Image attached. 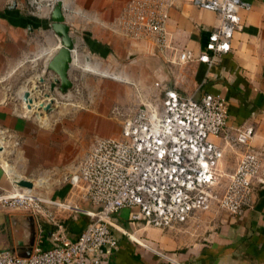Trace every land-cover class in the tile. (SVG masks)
Returning <instances> with one entry per match:
<instances>
[{"label": "crops", "instance_id": "0c3cea01", "mask_svg": "<svg viewBox=\"0 0 264 264\" xmlns=\"http://www.w3.org/2000/svg\"><path fill=\"white\" fill-rule=\"evenodd\" d=\"M57 1L0 0V145L3 147L0 149V194L25 190L17 185V181L28 179L26 174L49 173L43 169L52 167L59 169L63 166L65 173L69 170L74 172L77 168L75 164H67L73 156L68 143L73 141L69 138L73 130L60 129L64 133L60 135L69 139L57 140V133H50L48 137L37 126L36 115H29L32 114L28 111L31 108L21 98L26 89L31 92L35 103L49 100L45 92L52 93L54 99L59 96L57 92L50 91L53 73L44 70L47 59L61 41L53 29L52 10ZM60 1L76 48L70 70L71 80L76 81L74 71L81 70L84 64L86 69L98 72L99 66L108 61L112 67L123 68V75L112 77L130 82L138 77L137 53H148L153 61L144 68L148 73V69H152L159 75L155 85L161 91V95L151 101L158 103L165 89H175L196 100H201L206 93L219 94L225 99L228 111L227 131L216 140L224 149L223 159L231 149L241 150L234 142V136L243 127L254 128L251 147L264 152V0H243L248 6L240 11L242 29L234 34L231 50L217 55L211 64L197 59L188 63L167 62L154 45L123 35L116 19L129 0ZM219 23L218 11L196 6L193 0H176L170 10L168 24L172 43L178 50L190 49L198 57L205 51L208 35ZM120 62L128 64L120 65ZM40 76L46 77V82L41 83ZM139 78L142 81L144 77L139 75ZM36 84L39 89L35 88ZM14 87L16 97H13ZM86 108L89 109L88 106ZM86 108L74 107L77 110ZM21 109H24L23 113ZM44 111L43 115L49 117V111ZM70 120L73 125L89 124L81 111H76ZM102 126L108 127V136L119 132L113 121ZM45 153H48L49 165L43 167L40 161ZM46 178L47 175L40 176L38 185ZM262 178L263 181L256 182L254 201L243 215L233 216L220 209L214 198L208 210L198 211L186 223L172 227L176 228L175 237L171 236V231L152 229L146 238L144 229H136V224L129 222V210H121L115 215V221L124 226L120 218H127L131 227L129 231L145 240V244L127 235H117L119 248L114 253L113 262L264 264V173ZM74 194L70 192L66 197L72 198ZM70 202L79 209L93 208L82 198L81 201L76 198ZM3 216L8 220L6 226ZM63 218L67 240L70 241L77 238L88 222L86 214L80 211L70 212ZM52 231L54 225L40 215L24 211L9 213L0 209V249L11 248L18 253L22 246L26 247L29 255L36 246L51 248Z\"/></svg>", "mask_w": 264, "mask_h": 264}, {"label": "built area", "instance_id": "2783aa9c", "mask_svg": "<svg viewBox=\"0 0 264 264\" xmlns=\"http://www.w3.org/2000/svg\"><path fill=\"white\" fill-rule=\"evenodd\" d=\"M176 0H129L119 13V31L131 39L154 45L171 63L195 59L212 63L231 50L234 34L242 29L243 0H193L194 4L220 13L219 25L210 32L205 51L196 57L190 49L178 50L169 31L170 10ZM119 136L97 137L71 178L91 210L75 208L88 217L84 229L67 240L66 225L58 210L46 207L31 191L0 194L2 207L39 212L55 229L53 247H34L28 256L11 248L0 249V264H116L119 248L115 232L128 235L115 215L129 210V222L172 228L184 224L198 211L210 208L217 197L219 164L224 149L216 140L227 131L225 99L206 93L201 100L175 89H165L158 103L145 101L133 113L122 115ZM253 127L238 129L234 142L241 147L219 206L241 216L254 201V187L263 181L264 152L251 147ZM69 203V202H68ZM57 209H71L56 203ZM126 229V228H125Z\"/></svg>", "mask_w": 264, "mask_h": 264}, {"label": "rangeland", "instance_id": "374dc122", "mask_svg": "<svg viewBox=\"0 0 264 264\" xmlns=\"http://www.w3.org/2000/svg\"><path fill=\"white\" fill-rule=\"evenodd\" d=\"M148 55V56H146ZM164 59V58H163ZM152 57L148 53L138 52L137 53V74L138 77L135 79H131L130 82H125L120 80L119 78L112 77L113 75H123V68H116L110 66L108 61L104 62L103 66H99L98 72H93L91 70L86 69V64L83 65L81 70L74 71V75L76 77V81L72 79L74 85L72 88L67 89L65 93L60 91H56L59 95L58 98L54 99L52 104V109L48 110L50 116L47 115L43 117L41 121L36 120L37 126L43 129L42 133L45 135L50 133H57L56 139H73V141H69L70 147L72 148L71 154L73 156L68 160L67 164H75L76 172L70 171L65 173L66 171L62 167L57 169L56 167H52L51 169L44 168L43 170H47L49 173H29L26 174L28 179L34 182V187H19L24 188L26 191L30 192L35 197L41 198V202L46 207H51L58 210V218L64 219L68 213L78 211L73 206L71 209H57L56 203H65L71 204L70 201L75 200L76 198L81 201L82 193L79 187H75L71 178L75 176L78 172V167L82 160L88 154L94 140L98 136H108L106 129L107 126H102L103 123L108 121H113L116 124V128H118L119 132L112 135L117 136L121 133L122 128V115L130 114L135 111L141 104L145 101H151L153 98H158L161 95L160 88H157L155 85L156 80H158L159 75L155 74L152 69H148L149 73L144 68L146 64H151ZM153 61V60H152ZM97 64V63H96ZM94 64V66H97ZM128 64L127 62H120V65ZM154 64V62H152ZM105 73V74H104ZM108 73V74H107ZM112 75V76H111ZM139 75H142V81L139 78ZM146 77V78H145ZM76 85H75V82ZM80 84V85H77ZM124 87H127L126 90ZM14 91L13 97H16V87L12 88ZM45 94V93H44ZM51 96L52 93H50ZM115 99H114V98ZM16 101L14 98L12 99ZM55 104V105H54ZM100 106L98 109L94 108V106ZM78 108H86L89 109L77 110L74 107ZM43 109V108H42ZM29 111V110H28ZM26 110V112H28ZM44 111V109H43ZM76 111H81L83 117L85 116L89 124L87 126H79L73 125L70 122V118L76 114ZM21 113L24 112V109L20 110ZM45 112V111H44ZM43 114V113H42ZM45 114V113H44ZM33 115V114H29ZM34 116V115H33ZM105 125V124H104ZM60 129H72L73 132L69 133V138H64L62 135L64 133ZM47 137V138H48ZM93 141V142H92ZM74 145V146H73ZM16 147V146H15ZM240 155V149L233 148L227 154L226 157L220 162L219 170L220 176L214 187V191L217 194L216 200L223 191L225 184L228 181L230 173H232V167L237 163ZM42 166L45 167L49 165V157L48 153H45L41 158ZM45 165V166H44ZM52 165V164H51ZM41 167V168H43ZM47 175L45 181H43L40 185H38V178L40 176ZM27 179V178H24ZM36 182V183H35ZM75 192L74 196L70 198L66 197V194ZM2 194V193H1ZM77 195V196H75ZM78 196L80 198H78ZM83 199V198H82ZM84 200V199H83ZM86 201V200H85ZM69 202V203H68ZM218 202V201H217ZM219 206V203H217ZM220 207V206H219ZM0 209L5 210L9 213H13L15 211H24L29 214H34L36 216L40 215L43 219H48L46 216L39 212H32L29 210H18L2 207L0 204ZM220 209H222L220 207ZM74 210V211H73ZM4 215V214H3ZM60 215V216H59ZM65 215V216H64ZM117 215V214H116ZM5 219V216H3ZM49 220V219H48ZM120 222L126 226V233L132 240H135L139 243L145 240L141 239L137 236V234L133 231H129L131 227L128 225L127 218H120ZM50 221V220H49ZM5 226L8 224V220L5 219ZM51 222V221H50ZM52 223V222H51ZM54 225V224H53ZM128 225V226H127ZM135 226V224H134ZM146 226V227H145ZM136 229H144L143 236L146 238L150 236V231L153 229H157L158 231L162 230L164 232L171 231V236H176V228H162L154 225H144V224H136ZM6 229V227H5ZM55 229V226H54ZM116 234L119 237H124L126 234L121 233L120 231H116ZM149 234V236L147 235ZM134 235V236H132ZM173 238V237H172ZM120 241V239H119ZM26 247L20 246L19 255L20 256H28L26 253ZM114 256V255H113ZM112 256V258H113ZM113 261V259H112Z\"/></svg>", "mask_w": 264, "mask_h": 264}, {"label": "water", "instance_id": "95a60500", "mask_svg": "<svg viewBox=\"0 0 264 264\" xmlns=\"http://www.w3.org/2000/svg\"><path fill=\"white\" fill-rule=\"evenodd\" d=\"M53 29L61 38L60 46L55 52L47 59L44 70L53 73V81L50 83V91L58 90L65 93L67 89L73 87L74 83L70 78V70L75 60V42L70 33V27L65 23V15L63 13L62 1L58 0L52 10ZM39 81L41 83L46 82V77L40 76ZM36 89H39V85H35ZM45 96L49 98L47 102L40 101L39 108H43L45 111L51 110L54 102V97L49 92H45ZM21 98L27 103V106L31 108L33 105L37 106L34 99L31 96L29 90L23 91ZM0 149L3 147L0 145ZM17 184L22 187L34 186V182L29 179H19Z\"/></svg>", "mask_w": 264, "mask_h": 264}, {"label": "bare ground", "instance_id": "6f19581e", "mask_svg": "<svg viewBox=\"0 0 264 264\" xmlns=\"http://www.w3.org/2000/svg\"><path fill=\"white\" fill-rule=\"evenodd\" d=\"M40 102V101H39ZM39 102L38 103H36L37 104V106H32L31 107V109L29 110L30 111V113H32V114H35L36 115V118L39 120V121H41L42 119H43V117H44V115L42 114V108L40 109L39 108ZM29 189H30V187H29ZM121 226V225H120ZM122 227V226H121ZM123 228V227H122ZM124 230H125V228H123ZM126 231V230H125ZM143 242H141V244H142ZM143 244H145V241H144V243Z\"/></svg>", "mask_w": 264, "mask_h": 264}]
</instances>
